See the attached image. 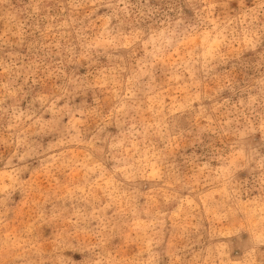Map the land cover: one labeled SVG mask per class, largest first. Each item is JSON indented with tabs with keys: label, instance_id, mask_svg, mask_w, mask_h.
Segmentation results:
<instances>
[{
	"label": "clouds",
	"instance_id": "1",
	"mask_svg": "<svg viewBox=\"0 0 264 264\" xmlns=\"http://www.w3.org/2000/svg\"><path fill=\"white\" fill-rule=\"evenodd\" d=\"M221 4L0 0V264H264V0Z\"/></svg>",
	"mask_w": 264,
	"mask_h": 264
},
{
	"label": "rangeland",
	"instance_id": "2",
	"mask_svg": "<svg viewBox=\"0 0 264 264\" xmlns=\"http://www.w3.org/2000/svg\"><path fill=\"white\" fill-rule=\"evenodd\" d=\"M14 4L19 6V0H12ZM237 6V0H229L228 7H224L223 4L219 5L217 8L218 12H226L230 8H234ZM51 81H47L45 84L46 89L51 88ZM79 177L76 174H69L67 172H55L52 174H42L40 172H36L33 176V183L35 184L36 191H34L31 196L33 199H39L40 191H49L57 187L59 185H67L72 181L77 180ZM169 195V190L167 188H163L156 193L150 195V198L155 203H160L161 200ZM199 212L202 216L206 217L205 223L207 224L209 221L214 219V213L209 210L204 205L199 207ZM36 213V208L32 203L22 202L20 207L17 209L15 215L12 217L8 228L12 231H16L25 225L29 224ZM217 224H220L219 221H216ZM220 230L226 232V226L220 225ZM51 229L45 228L42 232V239H45V247L51 250L52 240L50 237ZM78 239H83V237H78ZM118 246V255L122 258L128 259L133 257L139 250V244L134 240L125 239L123 246H119V242H117ZM63 256L65 258V264H76L77 259H79V252L74 251L72 247H68L63 251Z\"/></svg>",
	"mask_w": 264,
	"mask_h": 264
}]
</instances>
